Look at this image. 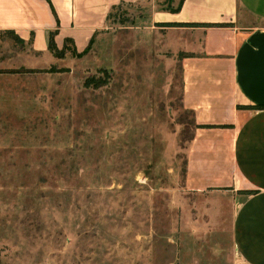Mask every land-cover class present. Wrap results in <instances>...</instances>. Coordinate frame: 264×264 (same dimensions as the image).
<instances>
[{"label": "rangeland", "instance_id": "obj_1", "mask_svg": "<svg viewBox=\"0 0 264 264\" xmlns=\"http://www.w3.org/2000/svg\"><path fill=\"white\" fill-rule=\"evenodd\" d=\"M160 5H117L86 50L51 48L67 56L46 71L8 72L31 53L0 32V264H193L219 240L208 210L226 200L184 187L189 52L152 27ZM206 251L199 264H219Z\"/></svg>", "mask_w": 264, "mask_h": 264}, {"label": "crops", "instance_id": "obj_2", "mask_svg": "<svg viewBox=\"0 0 264 264\" xmlns=\"http://www.w3.org/2000/svg\"><path fill=\"white\" fill-rule=\"evenodd\" d=\"M138 1L162 4L151 11L152 27L170 36L166 47L189 52L181 59V100L195 127L184 187L227 202L208 210L227 213V221L221 214L210 221L219 240L197 245L191 262L208 249L219 264H264V109L248 108L264 106V0H0V32L28 45L24 68L45 69L44 60L67 56L50 51V36L56 49L68 43L80 52L114 7Z\"/></svg>", "mask_w": 264, "mask_h": 264}, {"label": "trees", "instance_id": "obj_3", "mask_svg": "<svg viewBox=\"0 0 264 264\" xmlns=\"http://www.w3.org/2000/svg\"><path fill=\"white\" fill-rule=\"evenodd\" d=\"M180 5H181V1L179 2V4H178L175 8H173V9H171V10H173V11L178 10L179 7H180ZM163 25L171 26V25H174V24H172V23H164ZM6 32H7V33H11L10 31H6ZM11 34H12V33H11ZM48 46H49L50 49H51V48H54V43H53V38H52V36H50V38H49V44H48ZM86 48H87V47H85L84 49L86 50ZM74 52L77 53L75 50H74ZM186 55H187V54H183L182 56H186ZM48 70H49V71H53V70H55V69H53V67H50ZM40 71H46V70H44V69H28V68H21V69H17V70H14V71H8V72L14 73V72H40ZM248 108H252V109H264V106H263V105H250V106H248Z\"/></svg>", "mask_w": 264, "mask_h": 264}]
</instances>
